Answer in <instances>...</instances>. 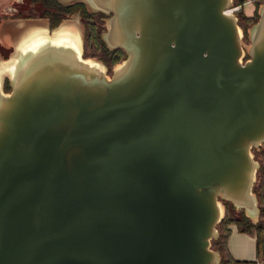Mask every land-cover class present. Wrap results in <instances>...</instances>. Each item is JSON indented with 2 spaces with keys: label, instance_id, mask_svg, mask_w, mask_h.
Returning a JSON list of instances; mask_svg holds the SVG:
<instances>
[{
  "label": "water",
  "instance_id": "95a60500",
  "mask_svg": "<svg viewBox=\"0 0 264 264\" xmlns=\"http://www.w3.org/2000/svg\"><path fill=\"white\" fill-rule=\"evenodd\" d=\"M85 1L111 71L73 12L52 27L82 41L39 35L0 79V264H224V199L259 218L264 0L249 42L234 0Z\"/></svg>",
  "mask_w": 264,
  "mask_h": 264
},
{
  "label": "trees",
  "instance_id": "16d2710c",
  "mask_svg": "<svg viewBox=\"0 0 264 264\" xmlns=\"http://www.w3.org/2000/svg\"><path fill=\"white\" fill-rule=\"evenodd\" d=\"M245 0H236L243 3ZM262 0H253L254 10L252 13L246 12L243 8L238 11L239 22L244 29V35L248 36V27L257 20L259 16L258 7ZM31 4V11L28 14H36L49 18L50 26L58 24L64 17L73 12H79L84 25V55L96 56L102 59L109 68L114 63L126 56V51L121 46H110L103 37L106 29V17L108 13L100 9H92L84 0H27ZM9 48L5 54H8ZM5 88L10 89L11 85L6 78ZM255 156L260 160L257 170V179L254 183V191L258 197L260 208L259 218L253 220L246 213L244 208H237L235 204L224 199L226 209L225 215L219 221V234L212 238V245L221 252L222 262L230 264H257V259H262L264 264V142L258 147H253ZM235 223L240 230L247 231L256 236L257 258H236L232 255L228 238L231 233V224Z\"/></svg>",
  "mask_w": 264,
  "mask_h": 264
},
{
  "label": "crops",
  "instance_id": "0c3cea01",
  "mask_svg": "<svg viewBox=\"0 0 264 264\" xmlns=\"http://www.w3.org/2000/svg\"><path fill=\"white\" fill-rule=\"evenodd\" d=\"M243 3H246V12L252 13L254 5L251 10L246 6L247 3H254L253 0H245ZM31 8L27 0H0V79L7 73H12L17 56L39 35L69 32L76 36L77 41H82V22L75 14L65 18L58 26L52 27L46 16L28 14ZM8 48L10 55L5 54ZM231 227L228 246L232 255L250 259L257 257L256 236L240 230L235 223H232Z\"/></svg>",
  "mask_w": 264,
  "mask_h": 264
},
{
  "label": "built area",
  "instance_id": "2783aa9c",
  "mask_svg": "<svg viewBox=\"0 0 264 264\" xmlns=\"http://www.w3.org/2000/svg\"><path fill=\"white\" fill-rule=\"evenodd\" d=\"M241 7H242V3L241 2H235L231 6L226 7L225 11L234 12V11H238ZM224 264H230V263L229 262H225ZM257 264H262V261L258 260Z\"/></svg>",
  "mask_w": 264,
  "mask_h": 264
},
{
  "label": "rangeland",
  "instance_id": "374dc122",
  "mask_svg": "<svg viewBox=\"0 0 264 264\" xmlns=\"http://www.w3.org/2000/svg\"><path fill=\"white\" fill-rule=\"evenodd\" d=\"M234 1L236 2V0H234ZM245 4H246V3H242V7H241V8H243V9L246 11V9H245ZM253 5H254V3H247L246 8H248L249 10H251ZM241 8H240V9H241ZM240 9H239V10H240ZM239 10H238V11H239ZM238 11H237V12H238ZM243 39H244L245 42H249V40H250L249 37H248V36H245V35L243 36ZM111 70H112V69H111ZM236 258H243V257H242V256L240 257V255H239V257H236ZM256 258H257V257H255L254 259H256ZM251 259H252V258H251ZM257 260H259V259H257ZM260 260H262V259H260Z\"/></svg>",
  "mask_w": 264,
  "mask_h": 264
},
{
  "label": "flooded vegetation",
  "instance_id": "af4514ba",
  "mask_svg": "<svg viewBox=\"0 0 264 264\" xmlns=\"http://www.w3.org/2000/svg\"><path fill=\"white\" fill-rule=\"evenodd\" d=\"M84 1H85V0H84ZM85 3H88V2L85 1ZM111 69H112V67H111V68L108 67V71H111Z\"/></svg>",
  "mask_w": 264,
  "mask_h": 264
}]
</instances>
